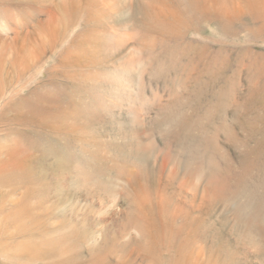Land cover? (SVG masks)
Segmentation results:
<instances>
[{"label": "rangeland", "instance_id": "1", "mask_svg": "<svg viewBox=\"0 0 264 264\" xmlns=\"http://www.w3.org/2000/svg\"><path fill=\"white\" fill-rule=\"evenodd\" d=\"M0 264H264V0H0Z\"/></svg>", "mask_w": 264, "mask_h": 264}, {"label": "bare ground", "instance_id": "2", "mask_svg": "<svg viewBox=\"0 0 264 264\" xmlns=\"http://www.w3.org/2000/svg\"><path fill=\"white\" fill-rule=\"evenodd\" d=\"M55 23V21H53V24ZM52 21H50V24H49V27L47 28V32L49 33V34H53V29H52Z\"/></svg>", "mask_w": 264, "mask_h": 264}]
</instances>
